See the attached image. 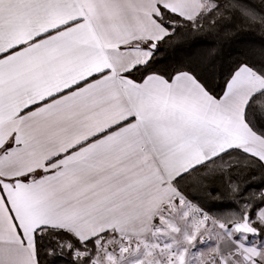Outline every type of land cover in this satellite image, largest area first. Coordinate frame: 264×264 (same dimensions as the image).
Returning a JSON list of instances; mask_svg holds the SVG:
<instances>
[{
	"label": "crops",
	"instance_id": "0c3cea01",
	"mask_svg": "<svg viewBox=\"0 0 264 264\" xmlns=\"http://www.w3.org/2000/svg\"><path fill=\"white\" fill-rule=\"evenodd\" d=\"M160 6L194 18L211 3L0 0V264H36L40 226L82 240L153 229V242L175 244L174 264H264L251 221L184 220L181 204L195 205L172 183L234 147L264 164V139L243 116L264 79L241 65L215 98L184 71L124 77L149 58L141 43L166 34ZM255 219L264 224V205Z\"/></svg>",
	"mask_w": 264,
	"mask_h": 264
},
{
	"label": "trees",
	"instance_id": "16d2710c",
	"mask_svg": "<svg viewBox=\"0 0 264 264\" xmlns=\"http://www.w3.org/2000/svg\"><path fill=\"white\" fill-rule=\"evenodd\" d=\"M208 1L211 7L194 18H184L160 6L153 16L167 33L154 43L145 62L122 75L140 82L149 74L169 79L184 71L215 98L222 95L227 81L241 65L264 79V67L237 51L240 42L264 37V0ZM217 3L221 4L220 8L214 7ZM193 40L198 43L190 55L174 54L177 44ZM243 116L248 127L264 139V87L249 97ZM172 183L215 222L230 226L248 219L258 237L264 238V224L255 219L256 212L264 205V164L257 156L238 147L230 148L180 174ZM105 234L82 240L65 228L37 227L33 233L36 264H90L97 240Z\"/></svg>",
	"mask_w": 264,
	"mask_h": 264
},
{
	"label": "rangeland",
	"instance_id": "374dc122",
	"mask_svg": "<svg viewBox=\"0 0 264 264\" xmlns=\"http://www.w3.org/2000/svg\"><path fill=\"white\" fill-rule=\"evenodd\" d=\"M156 41L157 40L150 41V42L154 44ZM150 51H151V48H150ZM183 198L186 202L187 201L190 202L184 196ZM181 206H182V209H181L182 218L184 220L187 218L190 220L191 218L189 217L190 214H187V212L189 211V208H187L184 203L181 204ZM211 223L212 222H210V224ZM209 225L207 223L205 225H201L204 235L208 233V229L210 230ZM211 228H212V225H211ZM109 232L111 233V231ZM157 233L159 234V232L152 229L150 235L145 240H141V239H138L137 237L123 235V234L119 235V234H116L115 232H113L112 234V236L114 237L107 236L105 234L104 235L105 239L97 243V249H96V252L90 264H174V259L168 256L175 257L176 251L174 250L173 252H170L171 249L175 246V244L173 243L167 244V242L164 244L163 240H165V238L164 237L162 238V235H160V237L157 238L158 240L157 242H153L152 240L155 237V236L153 237V235L156 234V236H158ZM251 239H252V236L249 238V242H251ZM147 240H149V242L145 243ZM262 243L264 245L263 237L261 238L259 242V247L261 250H264V248L262 247ZM147 250L151 252V256L153 257L152 259H144V256H146L144 252ZM154 256L159 257L160 259L154 258ZM190 261L191 260L189 259H184L183 264H188L190 263ZM177 262L179 261L177 260Z\"/></svg>",
	"mask_w": 264,
	"mask_h": 264
},
{
	"label": "snow or ice",
	"instance_id": "6c2138e0",
	"mask_svg": "<svg viewBox=\"0 0 264 264\" xmlns=\"http://www.w3.org/2000/svg\"><path fill=\"white\" fill-rule=\"evenodd\" d=\"M214 7L220 8L221 4L217 3L216 5H214ZM233 7H236V5H233ZM224 10L227 11L228 9L225 8ZM220 27H223V25H221ZM220 27L217 28V32L220 31ZM225 35H229V33L225 31ZM197 43H198L197 41L193 40L188 44H183V43L177 44L174 49V54L190 55L192 48L195 47ZM213 51H216V49L213 48ZM237 51H240L241 55H244L247 59L251 60L253 63H259L261 67H264V37L258 38V40L252 42H243V41L240 42V46L237 49Z\"/></svg>",
	"mask_w": 264,
	"mask_h": 264
},
{
	"label": "built area",
	"instance_id": "2783aa9c",
	"mask_svg": "<svg viewBox=\"0 0 264 264\" xmlns=\"http://www.w3.org/2000/svg\"><path fill=\"white\" fill-rule=\"evenodd\" d=\"M190 217L193 220L211 219V216L207 212H205L203 209L199 208L196 205L191 208Z\"/></svg>",
	"mask_w": 264,
	"mask_h": 264
},
{
	"label": "water",
	"instance_id": "95a60500",
	"mask_svg": "<svg viewBox=\"0 0 264 264\" xmlns=\"http://www.w3.org/2000/svg\"><path fill=\"white\" fill-rule=\"evenodd\" d=\"M154 46H155V45H154L153 43H150V44H149V47H150L151 49L154 48Z\"/></svg>",
	"mask_w": 264,
	"mask_h": 264
}]
</instances>
